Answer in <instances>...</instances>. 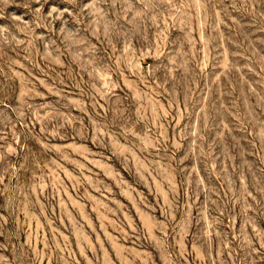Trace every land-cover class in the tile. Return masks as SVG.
Masks as SVG:
<instances>
[{"label": "rangeland", "instance_id": "rangeland-1", "mask_svg": "<svg viewBox=\"0 0 264 264\" xmlns=\"http://www.w3.org/2000/svg\"><path fill=\"white\" fill-rule=\"evenodd\" d=\"M0 264H264V0H0Z\"/></svg>", "mask_w": 264, "mask_h": 264}]
</instances>
